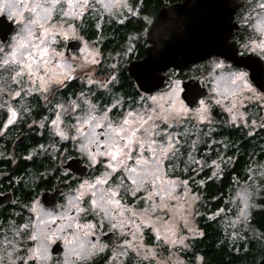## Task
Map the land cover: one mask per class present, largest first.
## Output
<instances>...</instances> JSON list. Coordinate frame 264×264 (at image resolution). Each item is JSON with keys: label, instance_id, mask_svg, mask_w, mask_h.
I'll use <instances>...</instances> for the list:
<instances>
[{"label": "snow or ice", "instance_id": "1", "mask_svg": "<svg viewBox=\"0 0 264 264\" xmlns=\"http://www.w3.org/2000/svg\"><path fill=\"white\" fill-rule=\"evenodd\" d=\"M198 6L228 10L226 0H211ZM138 9V4L128 0H0V14L16 25L13 30L0 23V81L5 82L0 87V99L8 98L0 103V108H6L7 120L0 121L4 128L20 115L9 101H23L33 94L45 101L49 94L55 99L57 91L77 79L78 69L83 71L88 66L86 83L103 89L97 95L89 88L75 100L55 104L51 132L61 141L72 142L71 148L57 153L59 166L55 170L61 173L57 179L65 183L69 192L63 204L52 208H45L40 198L33 196L22 206L28 216L12 213L0 219V264H185L179 253L186 252L189 244L185 242L188 236L182 233L204 235L199 228L190 226L191 218L199 215L194 205L200 196L190 190L188 179L181 180L171 173L180 163L192 176L209 167L207 160L197 159L193 152L200 126L208 128L204 136L212 132L216 107L229 114L225 123L237 130L240 126L251 128L246 133L249 136L257 128L264 131V116L260 123L256 119L249 123L245 108L254 103L264 111V79L254 87L247 71L225 62L234 60L238 53L235 44L229 42L230 27L217 16L203 21L198 31L189 30L187 36V54L209 59L206 70L213 85L212 95L201 99L194 109L185 99L191 97L194 102L200 93L194 86L182 87L181 80L174 78L176 72H172L165 91L150 94L149 85L157 79L160 61L151 59L138 66L137 79L143 92L120 96L113 91L118 85L122 87L118 75L120 60L112 63L105 79L99 81L92 78L94 69L90 67L101 64L103 55L99 48L93 46L79 64L61 50L64 41L82 39L78 28L89 17L97 18L94 27L100 29L104 14L123 17L126 10L129 15L138 16L144 10ZM143 20L152 29L150 32L145 28L142 33L148 39L168 27L163 14L155 20L144 16ZM241 22L251 31L239 47L264 58V0H249ZM133 51L134 46L129 45L117 56L122 59ZM28 111L22 106V112ZM39 126L43 128L45 124L41 122ZM193 135L196 139L190 141ZM205 143L222 145L224 149H217L216 159L211 160L209 179L223 175L221 165L227 167L237 159L226 155L230 143L211 139ZM231 147L235 149L234 144ZM73 153L85 158L96 173L88 179H73L75 187L66 183L73 177ZM254 160L250 155L251 166L246 170L251 183L246 181L231 201L238 209L231 222L233 228L237 224L249 227L254 197L264 191V165L253 163ZM193 183L203 186L205 181ZM222 212L224 209H218L209 218ZM105 229L119 234V244L104 242ZM232 235L238 237L239 232ZM260 238L264 239V233ZM161 249L168 252L167 257H161ZM195 260L201 257L196 256Z\"/></svg>", "mask_w": 264, "mask_h": 264}, {"label": "flooded vegetation", "instance_id": "2", "mask_svg": "<svg viewBox=\"0 0 264 264\" xmlns=\"http://www.w3.org/2000/svg\"><path fill=\"white\" fill-rule=\"evenodd\" d=\"M128 2L133 5L138 4L139 9L144 10L140 11L138 16H131L127 14L123 19H121L123 20V23H120V20L111 21L109 24H105L100 31L96 30L94 25H89L85 30V34L88 33L85 37L89 42H94L97 38L102 37L103 39L100 41V46L104 56H106L108 52L117 53L122 51L126 43L133 44L134 51L126 57V60L120 67V73L125 70L127 76H129L134 82L133 89L130 91V94H128L131 96L135 95L137 90H141L138 88L134 79L129 75L128 65L133 61L142 60L146 56V49L150 46L148 37L142 35V33L145 28L150 29L151 26L144 22L143 17L148 16L154 20L161 9L166 7L181 6L185 3V0H128ZM248 2L249 0H226L228 10H221L223 23H226L231 29L232 35L229 38V42L235 44L238 53L235 63L232 60H226L225 62L233 64L234 68L247 71L253 86L256 87L258 86L257 82L264 79V58H261L258 53L244 52V50L239 47L240 44L246 41L251 31L250 29H246L241 22V17L247 11ZM198 5L206 4L192 2L191 9L193 7H198ZM200 8L192 12L200 13ZM208 13L210 15V12ZM89 29L97 31L98 35L96 36L95 32L93 35H90ZM129 37L139 38L129 40ZM77 41L81 43L82 47L83 43L80 40ZM66 46V56L74 54L81 49L80 47L77 50L67 51ZM239 53L243 54L240 55ZM106 59L107 60L101 64L97 77H102L103 75L105 76V74L109 73L110 60L108 58ZM208 63L209 59L194 63L190 67L182 70L170 68L166 73H164L167 76V80L164 85L151 94L164 90L169 84V78L171 77L172 72H176L177 74L174 78L181 80L182 84L191 79L199 80L201 87L208 91L207 96L202 98L206 100L208 96L212 95L211 88L213 87L208 79V71L206 70ZM249 64H251V67L246 66ZM120 73H118V75L120 85H122V87L118 85L115 90L124 96L126 90L122 83L124 73ZM72 82H77L79 88L75 91V93L69 92L66 95L65 92L68 90ZM82 82L83 86H80L78 78L74 81H70L68 84L69 86L66 89L59 91L61 94L58 93V100H64L62 99L63 97L69 98L70 95L74 97L73 100L77 99L78 94L81 91L86 90L83 78ZM91 89L95 93L103 91L99 88L95 91L93 87ZM27 108L31 109V114H25L20 117L17 124L8 125L6 128L3 127V124H0V129H2V131H0V219L5 216H9V214L12 213H20L25 217L28 216L29 213L27 209L23 208L22 210V206L26 205L33 196H38L40 198V202L45 208H52L53 206L45 205L43 201L44 194H56L57 197L55 205H60L64 203V198L69 192L65 183H62L61 180L57 179V176H61V173L56 172L55 170L59 166L57 153L62 152L64 148H71L72 142L61 141L58 136L50 135L48 122L51 115L47 117L46 112L47 109L54 108V106L51 105V102L50 104L48 103L43 105L39 95H36L31 100V103L28 104ZM245 108L249 112V117H246V120H248L249 123L250 119H256L258 123L261 122L260 117L264 116V111H260L254 103L246 104ZM241 110L243 111L244 109ZM212 115L214 117L215 125L211 138L214 133H217L219 137L216 141H228L230 145H257L258 148L260 145L264 144V131H261L259 128H257L251 136H249L246 133L252 131L251 128L245 129L243 126H240L239 130H237L236 127L225 123L229 114L225 112L223 108L216 107ZM6 120V108H0V121L6 122ZM41 122L45 124V127L42 128L39 126ZM15 128L17 129L16 132ZM53 144L56 145L54 149L51 147ZM40 145H44L45 148L41 150L39 147ZM220 146L223 149L222 145ZM30 153L31 158L29 159L28 157ZM227 153L230 154L229 150ZM227 153L226 155H228ZM73 156L74 161L80 160V163L78 162V164H76L74 162L73 177L72 179L67 180L66 183L75 187L72 183L73 179H88L96 173L88 166V162L85 158L81 157L77 153H73ZM53 157L57 158L53 159ZM80 164L81 166L87 168V172L84 176H81L76 172L75 165H78V168H80ZM232 166L230 168H232ZM40 174H43L42 178ZM184 175L187 178L191 177L190 172ZM8 195L11 196L12 201L4 202L3 197ZM105 233V237H102L105 243H109L110 245L119 244L120 236L118 233H113L108 229H105ZM100 264H103V262L101 261Z\"/></svg>", "mask_w": 264, "mask_h": 264}, {"label": "trees", "instance_id": "3", "mask_svg": "<svg viewBox=\"0 0 264 264\" xmlns=\"http://www.w3.org/2000/svg\"><path fill=\"white\" fill-rule=\"evenodd\" d=\"M89 32L90 35L94 34L91 30ZM121 73H124L122 83L124 88H126L125 94H130L134 82L127 76L125 70ZM78 88L77 82H72L65 94L67 95L69 92L75 93ZM218 137V134L214 133L211 140L216 141ZM210 144L201 147L200 157L207 154ZM234 145L235 149L230 147L229 153L236 156L237 159L234 161L232 168H229L222 178L209 179L210 170L208 169L191 181L193 192H196L201 197L198 203L199 216L196 222L201 232L204 233L203 236L192 240L190 249L182 254L192 264L197 263V260H195L196 256L201 257L200 264H256L264 257V243L260 239H251L246 244L244 242L231 243L219 223L216 220H209L207 217L208 214L224 206L223 200L232 185V179L243 176L245 168L248 166L250 155L254 156L259 149L257 145ZM263 158L264 154H258L259 160ZM191 177L193 176L191 175ZM201 179L205 181L203 186L193 183L194 180L199 181ZM262 203L264 204V199ZM250 223L261 233H264V208L256 210L252 214Z\"/></svg>", "mask_w": 264, "mask_h": 264}, {"label": "rangeland", "instance_id": "4", "mask_svg": "<svg viewBox=\"0 0 264 264\" xmlns=\"http://www.w3.org/2000/svg\"><path fill=\"white\" fill-rule=\"evenodd\" d=\"M127 14H128V13H127L126 10H124V16H123V17H119V16H117V17H110V16H108L107 14H104V19L100 21L101 28H100V29H96V30L100 31V30L102 29V27H103L105 24H109L111 21H114V20H121V19H123ZM0 15H2V14H0ZM96 19H97V18L89 17L86 21H83V27L78 28V36H79V37H82V39H80V38H70L69 40L64 41L63 44H62V46H61V50L64 51V53H65V46H66V43H67L68 41H72V40H80V41L83 43L81 49H84V51H81V49H80L78 52H75L74 54H71V55L67 56V57H69V58L75 60L76 63H78V64L81 63V62L84 60V58H86V57L89 55V51H90V49H91L93 46L99 48V50L101 51L100 41L103 39L102 37L97 38L96 41H94V42H89V41H87V40H86V37H85V35H87V34H85V30L87 29V27L89 26V24L94 25L95 22H96ZM78 23H80V22H78ZM91 32H95L96 36L98 35V34H97V31L91 30ZM129 45H132V46H133V44H127V43H126V45H124V47H123V50L120 51V52H117V53H121V54H122V53L124 52V50H125ZM101 52H102V51H101ZM117 53H111V52H108V54H107L106 56H104V54L102 53V55H103V59H102V61H101V64H102L104 61L107 60L106 58H108V59L110 60V65H111L112 63L116 62V60H120V65H122L123 62L126 60V57L130 54V53H129L127 56H124V57L121 59L119 56H117ZM65 55H66V54H65ZM101 64H100V65H92V66H90L92 69H94L93 71H91V76H92V78L95 79V80H99V81H103V80L105 79V77L107 76V74H105V76L103 75L102 77H97V76H98V75H97V74H98V70H99ZM110 65H109V66H110ZM102 67H103V66H102ZM120 67H121V66H120ZM109 68H110V67H109ZM88 72H89V67L86 66V67L83 69V71H81V70L78 69V70H77V73H76L77 78H78V82H79V85H80V86H83L82 78H83V80L85 81V82H84V83H85V86H86V88H85L86 90H84L85 93H87L88 89H89V88H92V87H93V89H94L95 91L98 90V88H97L95 85H88V84L86 83V79H87ZM175 79H176V78H175ZM69 83H70V81L68 82V84H69ZM168 85H169V84H168ZM4 86H5V82H4V81H0V87H4ZM181 86H182V85H181ZM167 87H168V86H167ZM167 87H165V89L162 90V91H165V90L167 89ZM61 90H62V89H60L59 91H61ZM100 90H103V89H100ZM59 91H57L55 99L53 98V96H52L51 94H49V96H48V100H47V101L43 100V99L40 97V100H41L42 104H43V105L48 104V103L50 104V102H51V105L55 106V104L58 103V102H59V103H66V102H67V99H71V100L74 99V97H73L72 95H70L69 98H64V97H63L62 99H64V100H58V93H59ZM113 91H114L116 94L122 96L121 93L116 92L115 88L113 89ZM93 92H94V91H93ZM133 93H134V92H133ZM59 94H61V93H59ZM98 94H99V92H97V95H98ZM155 94H156V93H155ZM36 95H38V94H33L32 96L25 97L23 101H19V98H16V101H19V102H16V101H9V103H10L14 108H16V109L18 110V113H20L18 119H17L16 121H14L13 124H11V125H15V124H17L18 121H19V119H20V117H22L23 115H25V114H26V115H30V114H31V109H29L28 112H22V106H23V107H27L28 104L31 103V100H32V99L34 98V96H36ZM107 95H108V94L106 93L105 96H107ZM181 98H182V94H181ZM7 99H8L7 96H3L2 99H0V103H2L3 100H7ZM102 99H103V98H102ZM198 106H199V104H198ZM198 106H196L195 108H197ZM189 108H190V107H189ZM190 109H194V108H190ZM51 110H52V111H51ZM44 111H45V110H44ZM56 111H57V110H56L55 107H54L53 109H47V112H46V116H47V117L51 115V116L49 117L48 127H49V129H50V135H52V136H54V135H53L52 132H51V128H52V126H51V124H50V120L53 119V118H55ZM214 125H215V124L213 123V125L211 126V127H212V132L210 133L209 136H204V135H203L204 132H207V131H208L207 126H205V125H201V126H200V129H199V140H198V142H197L196 150L193 152V155L196 156L197 159L201 158V157L199 156V152H200V150H201V147L206 145L205 141H207V140H209V139L211 138V135H212L213 130H214ZM189 127H191V125H189ZM16 130H17V129L15 128V132H16ZM192 139H196V136L193 135V136H191V137L189 138L190 141H191ZM220 148H221V146H220V145H217V144H215V143H211V144L209 145V151H207V154H204V156H203L204 160H207L209 167L205 168L204 171H206V170H208V169H210V168L213 167V166L211 165V160H212V159H216V152H217V149H219L220 151L223 152V149H222V148L220 149ZM262 149H264V144L259 146L258 152L254 155L255 160L253 161V163H258V164H262V165H264V158H263L262 160H259V159H258V154L262 153ZM212 154H213V155H212ZM227 154H228V153H227ZM185 158H186V157H182L181 159L183 160V159H185ZM218 163H219V161H218ZM233 163H234V161L229 162L228 165H227V167H225L224 165H221V167L224 169V174H225V172H228L229 168L232 166ZM250 166H251V165L248 163L247 168L250 167ZM193 167H194V166H193ZM184 168H185L184 163H180L179 166H178V168H176V169L173 171V173H171V174H172V175H175V176H179V178H180L181 180L188 179V180H189V188H190V190L193 192V188H192V186H191V181H192L193 178H197L202 172H198L195 176H193V177H191V178H190V177L187 178V177H185L184 174H188V173H186V172L184 171ZM247 168H245V172H244V174H243L242 177H240V178H235V177H234V178L232 179V181H231V184H232V185H231L230 188L228 189L227 195L225 196V199L223 200L224 206L221 207L222 209H224V212L220 213V215H219L218 217H214V218H211V219H210L209 217H210V214H211V213L208 214L207 217H208L209 220H216V221L219 223V225L223 228L224 232H225L226 235H227L228 240H229L231 243L244 242V244H246V243H247L249 240H251V239H260V240L262 241V243H264V239H261V238H260V234H261V232H260L259 230H257V229H256V228L250 223L251 218H250V220H249V222H248L249 227H247V228H243L241 224H237V227H236V228H233V227L231 226V222L235 219L236 214H237V211H238L237 207H236L231 201H232V198L236 196L237 191H239V190L244 186L245 182L247 181V176L249 175V174L247 173V171H246ZM204 171H203V172H204ZM254 171H255V170H254ZM224 174H223V175H224ZM223 175L218 176V177H214V178H217V179H218V178H222ZM211 176H212V172L210 171V177H211ZM247 183H251V181H247ZM257 183H259V180H257ZM180 190H181V189H178V191H180ZM197 195H198V194H197ZM263 199H264V191H261L260 193H258V194L255 195L254 200H253V203L255 204V206H254L253 208L250 209L251 216H252V214H253L256 210H260V209H263V208H264V204L262 203V200H263ZM200 200H201V197H200V199L196 202V204L194 205V209H195L196 211H198V203L200 202ZM141 206H142V205H141ZM221 208H219V209H221ZM216 211H218V210H216ZM216 211H214V212H216ZM214 212H212V213H214ZM198 216H199V215H196V216H194V217L191 218L190 226H192V227H196V228H199V227H198V224H197V222H196ZM200 231H201V230H200ZM234 231H238V232H239L238 237H233L232 233H233ZM182 234H185V235L188 236V239L185 241L186 243L189 244V248H188V250L190 249V246H191V242H192V240H194V239L200 237V236H191L190 234H187L186 232H185V233H182ZM145 240H147V236L145 237ZM188 250H187V251H188ZM173 251H175V249H174ZM187 251H186V252H187ZM160 253H161V257H162V258L168 256V252L165 251L164 249H161V250H160ZM183 253H185V252L182 251V252L179 253V255L185 259V264H192V263H190V262L188 261V259H187L186 257H184V256L182 255ZM196 264H200V260L197 261Z\"/></svg>", "mask_w": 264, "mask_h": 264}, {"label": "water", "instance_id": "5", "mask_svg": "<svg viewBox=\"0 0 264 264\" xmlns=\"http://www.w3.org/2000/svg\"><path fill=\"white\" fill-rule=\"evenodd\" d=\"M192 2L207 5L211 2V0H185V3L181 6L166 7L158 12L155 19L163 14L168 21V27L163 28L158 33L154 34L152 39H148L150 46L146 49V56L142 60L133 61L128 65L129 75L134 79L138 88L140 82L137 79V68L138 66L145 64V62L151 59L160 61L156 72L157 79L152 81V83L149 85V87L151 88V93H154L164 85L165 81L167 80V76L164 73H166L170 68L182 70L190 67L194 63H198L208 59L207 57L200 59L187 54V36L189 30L198 31L203 21L207 20L211 16H217L223 23V16L221 14L222 9H209L201 6L193 7L191 9ZM199 8L201 10L200 13L192 12ZM208 12H210V15ZM0 23L7 25L10 29H15V23L8 20L3 15H0ZM151 30L152 29L150 27L149 31L151 32ZM80 47L81 43L79 41L72 40L67 43L66 49L67 51H70L77 50ZM235 60L236 57L232 61L235 63ZM184 84H188L190 87L194 86L200 93V95H197L195 97L194 102L192 101L191 97L189 99H185V103L190 108H195L199 104L200 99L207 96L208 91L205 88L201 87L199 80H188L182 84V87ZM140 90L142 92L144 91V89ZM78 162L80 163V160H75L76 164H78ZM75 169L76 172L81 176H84L87 172V168L84 166L78 168V165H75ZM56 197V194L51 195L47 193L43 195V201L46 206H54L56 204ZM3 200L4 202L12 201L10 195L4 196ZM256 264H264V257L260 259Z\"/></svg>", "mask_w": 264, "mask_h": 264}]
</instances>
